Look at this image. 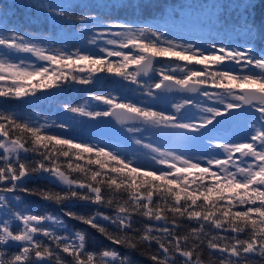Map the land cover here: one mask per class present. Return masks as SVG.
Masks as SVG:
<instances>
[{
	"label": "snow or ice",
	"instance_id": "snow-or-ice-1",
	"mask_svg": "<svg viewBox=\"0 0 264 264\" xmlns=\"http://www.w3.org/2000/svg\"><path fill=\"white\" fill-rule=\"evenodd\" d=\"M145 7L155 5L148 4L147 0L133 5L134 12L141 14ZM250 7L253 5H245L246 10ZM16 8L24 9L27 19V5L21 0L4 6L2 15L10 20V24L0 29V81L11 83L0 86V97H35L38 90L60 87L59 82L68 79L87 85L93 82L91 74L102 72L130 79L135 84L140 72L147 75L152 70L154 58H167L185 65H202L204 70L189 69L186 72L178 63L170 72L162 70V79L154 86L149 85L146 94L159 99L156 90H171L173 86L190 92L197 91V85L220 90L201 92L215 106H200L202 115L198 122H192L196 117L183 121L176 114L184 105L196 106L187 99L183 105L176 106L173 114L101 95H94L91 99L108 105V110L92 112L68 105L64 106L65 110L91 119L113 115L121 122L139 119L190 134L186 137L190 140L204 133H214L218 125L228 124L243 127L242 136L246 138L214 145L223 150V158L162 150L136 139L135 144L147 150L154 164L163 166L145 170L139 164L134 166V162L120 152L106 150L105 145L82 140L73 142L72 138L62 137L60 133L47 134L45 124L37 126L18 122L15 117L0 111V264H65L62 254L71 257V264H94V254L86 249L83 231H76L74 240L68 235L57 234L51 225L67 228L66 221L51 214L29 212L18 193L36 196L58 206L70 202L114 206L113 215L97 211L85 216L62 209L64 216L89 226L117 246L99 253L103 264H132L130 257L121 255L118 248L136 252L140 245L151 249L153 244L157 246L156 250L147 254L152 264H176L177 255L183 258L181 264H200L196 249L205 243L204 238H207V248L215 264H264V53L257 55L254 46L255 40L264 39V36L258 34L247 15L239 16L238 25L230 27H242L251 43L233 47L213 41L206 51L190 43L180 44L167 39L162 32L150 27L133 28L129 23L116 21L104 24L101 17L92 14L74 16L64 10L55 13L67 23H103V29L96 32L89 43L96 45L102 40L105 45L113 46L111 50L99 47L108 58H122V63L113 64L102 57L81 54L79 50L66 53L30 42L25 33L17 30L18 22L11 19ZM130 47L140 54L130 56L122 51ZM20 53L31 54L38 61L55 66L54 70L49 75L47 66L37 67L24 60L12 59ZM227 64L240 66L241 74L234 75L218 67L215 71H208L211 66ZM132 65L139 71L129 76L125 70ZM249 68L259 70V74H245ZM65 69L89 75L71 76V72L65 73ZM177 69L185 75L177 78L173 75ZM56 127L68 129L64 123H58ZM127 130L130 133L141 131L132 127ZM208 141L210 143L211 139ZM85 154H88L87 164L96 165L99 170L72 162L73 158L76 161L84 159ZM29 156L32 157L30 160ZM65 169L81 174L82 178H70ZM33 178L47 180L62 188L40 190L25 187ZM105 190L112 192L113 198L105 199ZM121 191L127 194L123 202L116 198ZM167 213L172 214L171 223ZM136 216L151 223L138 228L134 222ZM177 218L196 222L197 226L190 229L191 246L188 245L189 236L178 233L180 224ZM13 225H16L15 230ZM206 225L215 231H206ZM244 234L247 238H242ZM37 237L46 238L48 242ZM11 245H19L20 250L9 257L5 247Z\"/></svg>",
	"mask_w": 264,
	"mask_h": 264
},
{
	"label": "trees",
	"instance_id": "trees-1",
	"mask_svg": "<svg viewBox=\"0 0 264 264\" xmlns=\"http://www.w3.org/2000/svg\"><path fill=\"white\" fill-rule=\"evenodd\" d=\"M72 1L73 0H21V2L27 5V19L25 18L26 16L25 10L20 8L14 9L15 15L9 13V16L12 15L11 19L13 21L18 22L19 27L17 30L21 33H25L27 38L30 40V42L37 44L40 47L46 49H53V50L61 49L66 53H71L79 50L81 54H90V55H94L97 58L102 57L109 60L111 63L116 64V63H121L119 59H117L116 57H111V58L106 57L101 52L97 51L99 50L98 48L97 49L91 48L90 46H86L85 44L84 47L79 46L77 39L81 29L87 28L88 30H90V28H92L93 31L96 29L97 31H100L103 29V23L107 24L112 21H116V22L129 23L133 28L150 27L153 30L161 32L162 26L155 25L154 22L161 21V16L166 13L164 10L171 11L172 9L175 8L179 9L184 6L181 0H147L148 4L155 5V7H145L142 9V14H141L140 12H134L133 5L137 2H141L143 4L145 3V0H125L121 6H117V7L110 6L109 8L110 12L99 10V8L96 5L72 3ZM16 2H20V0H0V29L6 28L10 24L9 19L3 18L2 14H3L4 6H8ZM246 4H252L253 7H250L246 10L245 9ZM234 5L235 7L232 8H228V6L218 8L217 16H215L213 19H210L211 21L208 20L211 22V25L207 29V32L203 33V36L208 38L207 41H212L213 39H216L218 36L221 35L220 37H222V39H220V42L222 44H230L231 39H229V37L231 36L234 37V41H233L234 45L236 44L244 45L246 43H251L248 34L243 30L242 27L239 26L230 27V25H238L239 16H242L244 14L247 15L248 21L256 27L258 34L260 36H264V0H235ZM60 10L72 12L74 16H79L81 13L85 15L88 14L98 15L103 19V23L99 21L97 25L91 22H89L87 25H81L78 21L67 23L55 15V13ZM93 31H85L82 33L83 36L88 39L87 41L90 40L89 37L91 36V32ZM164 36L165 38H167L166 35ZM244 38H246V40H243ZM208 44L210 43L208 42L207 45ZM254 46L257 49L256 52L257 55H259L260 53H264V39H260V38L256 39ZM12 59L24 60L26 64H34L37 67L42 65L47 66L50 69L54 67L53 65H50L45 61H38L36 57L32 56L31 54L20 53L16 56H13ZM130 67H128L129 69L127 68V70H125L126 74L132 73ZM216 68L217 67L211 66L208 68V71L209 72L215 71ZM222 70H227V68L223 67ZM68 72H71V76H77V77H86L89 75L88 73H79L73 70H68ZM231 72L234 75L241 74L240 66L238 67V69ZM248 73L259 74L254 68L252 72L251 71L245 72V74ZM99 74H103L105 78L102 79L101 81H96L92 76L93 82L87 85H81L75 83L71 79L62 81L64 82L63 89L59 92H65L66 94H64L61 97H58L54 94L52 98L35 100V97L40 95L39 92H37L36 96L32 98L26 97L22 99H16V98L6 99L0 97V111L4 112L7 115L15 117L18 120V122H27L38 126L41 124L40 118L35 119L33 113H35V111H38V113L44 115L45 114L44 111L48 110V109H44L46 108L45 106L53 110L56 109L55 112L57 113H60V111L62 113V112H67L64 107L65 105L72 107H83L84 101L87 98H91L94 95L107 96V93L109 95L108 90H110L112 94H116L113 93L114 92V88L112 86L113 83L110 80L106 79L107 77H109V75H113V74H109L106 72H102ZM113 97H115V95ZM96 110L98 111L100 110V108H97ZM58 123L61 122L54 121L53 127L45 128L44 132L47 134L60 133L62 137L72 138L73 142H79L82 140L84 142L96 144V142L90 136H88L87 133L85 134L82 133L83 127H78L80 125L79 123L70 124L76 126V127H72L70 125H67L66 122H64V124L68 127V129L66 130H61L57 128L56 124ZM105 146H106V150L110 149L114 152L118 151L127 159L132 160L134 162V166L135 164H139L145 170L151 167H159L156 165L151 166L150 164L144 161H138V157L136 155L137 151H135L134 149L128 148L126 149V151H124L120 149V144L117 145L112 142H109ZM115 147L116 148L118 147V149H116ZM215 155L216 154L214 153V156ZM31 158H32L31 156L28 157L29 160ZM87 158H88V154H85L84 159L80 161H76L73 158L72 162L74 164L79 163L83 167L88 169L99 170L98 166L96 165H88L86 162ZM63 160L64 158L62 157L61 161ZM65 171L66 174L70 176V178L81 177V174L79 173H72L70 170L67 169H65ZM25 187L30 189H40V190H45V189L61 190L62 188V186L50 184L49 181L40 178L30 179L25 184ZM18 194L22 196L24 201L23 206L26 207L29 212L37 215L51 214L54 216H59L60 218L66 221L67 228H62L58 230L57 234L68 235L72 239V236H75L76 231H83L86 234V249L87 251L94 254V264H103V258L100 257L99 255V253L102 250L106 248L117 247L116 245H112L110 241H108L105 237L100 235L94 229H91L89 226H86L83 223H80L73 219H69L68 217L64 216L62 211V209L69 210L72 211L73 213H76L77 215H85V216L94 214L97 211L101 213L113 215L114 206L112 208L101 207L83 202H70L58 206L55 203L46 202L40 198H37L36 196L24 195L22 193H18ZM104 195H105V199L113 198V193L107 190H105ZM116 198H118L121 202H123V200L127 199V194L121 191L120 193L116 194ZM156 199L157 197L154 195V200ZM167 215L169 216L171 223L172 214L167 213ZM177 220L178 223L180 224V227L177 229L178 233L182 236L188 235L189 236L188 245L191 246L192 239H191L190 229L192 227L197 226L196 222L188 221L185 218H177ZM134 222L136 227L138 228H143L145 224L151 223L150 221H147L146 218L140 216H136L134 218ZM101 223L104 222L101 221ZM108 227L111 230L115 231V229L112 228L111 225H108ZM206 231L214 232L215 230L211 229L210 226L206 225ZM242 238H247V234H244ZM37 239L44 240L45 243L48 242L47 239L43 237H37ZM204 239H205V243L196 249V256L199 257L200 264H215V259L213 256H210V250L207 248V238ZM156 247L157 246L153 244L151 249H147L143 245H140L139 251L136 252H128V250L124 248H118V251H120L121 255H128L132 261V264H152V262L147 258V254L149 252L155 251ZM19 250H20L19 245H12L10 247H5V252L9 257L18 253ZM141 252L145 253V255H141L140 254ZM62 255L65 264H71V257H68L66 254H62ZM196 256H194V260ZM182 259L183 258H180L177 255L176 264H181ZM256 259L259 260V257H257Z\"/></svg>",
	"mask_w": 264,
	"mask_h": 264
},
{
	"label": "rangeland",
	"instance_id": "rangeland-1",
	"mask_svg": "<svg viewBox=\"0 0 264 264\" xmlns=\"http://www.w3.org/2000/svg\"><path fill=\"white\" fill-rule=\"evenodd\" d=\"M124 1L125 0H73L72 3L96 5L99 8V10L110 12V9H109L110 6L111 7L121 6ZM181 1H182V4L184 5L182 8H179V9L175 8V9H172L171 11L170 10H164L166 13L161 16V21L160 22H154V23H155V25H161L162 26L161 32L164 35H166L168 39L174 40L180 44H189V43L192 44L191 39H189V40L186 39L187 33H189L190 31H194L195 33H199L201 38L196 37L197 41H198L196 43V46L198 48L205 50L206 48H203V45H206V46H208V45L204 43V40L202 39V34L200 31L205 32L204 30L209 28V26L211 25L210 19H213L215 16H217L218 8H222V7H226V6H228V8L235 7V5H234L235 0H198V1L197 0H181ZM58 3H60V2H58ZM240 10H241V7H240ZM208 20H210V21H208ZM154 21H156V20H154ZM97 24H98V22L95 23V25H97ZM85 31H93V30H92V28H90V30L85 28V29H82L80 31V34L78 35V39H77L79 46L84 47V44H85L86 46H90L91 48H96V49L97 48L99 49V47H106L109 50L112 49L113 46L105 45L102 40L98 41V43L96 45L90 44L89 41H87L88 39L85 38L82 34ZM95 31H97V29L94 30L93 32H91V36L89 37V39H92L95 37V35H96ZM68 37H71V36H68ZM106 38H110V37H105V39ZM229 39H231V41H234L233 36L229 37ZM243 40H246V38H244ZM235 46H237V44L234 45V47ZM97 51L100 52L99 50H97ZM122 51L125 54L130 55V56L140 54L138 51H136L135 49H133L131 47L128 49H122ZM206 51H208V50L206 49ZM102 54L106 56L105 53H102ZM119 60L121 63L123 62L122 58H119ZM159 61L160 62L153 64V68H152L155 70V72L153 70L154 74L158 72L157 75H160L162 70L163 71H171V68L176 67V65L178 63L180 64L181 67H185L186 72L189 69L197 70V71L204 70V66H202V65H196V64H194V66H193V64L185 65L182 62H177L175 60H169L167 58H161V60H159ZM42 66H44V65H42ZM237 66L238 65H235L234 67H237ZM54 67H52V69L49 68L50 69L49 75H51V72H52V70H54ZM213 67H218L220 69L221 68L223 69V67H226V66L225 65H217V66H213ZM65 73H68V69H65ZM132 73H133V71H132ZM178 73L180 75H178ZM128 75L130 76V74H128ZM174 75L179 78L181 76H184L185 73L181 74V72L177 69V71L174 73ZM92 76L96 81H101L102 79L105 78V76L103 74H99V73L92 74ZM106 79L110 80L113 83V85L112 84L111 85L114 88V92L115 93L117 92L119 94L118 95L119 97H122L125 99H129L128 97H131V98H133L132 101L138 100V95H139L138 90L140 89L139 83L134 84L131 82L130 79L126 80L123 77H118V76H115L114 74L109 75V77H107ZM10 83L11 82L8 80L0 81V86L10 85ZM33 83H35V81H33ZM59 83H60V87L52 88V89H46V91L38 90L37 92H39V94H41L42 91L43 92L49 91L51 93H54L56 96L61 97L66 93L65 92H59L63 89L64 82L60 81ZM155 83H157V82H153V84H155ZM205 91H220V90L212 89V88H209V89L206 88ZM198 92L196 94L193 93L194 95H192V92H191L190 95H192L193 98L187 99V100L191 101L192 104H194L196 106L193 107L192 105H184L183 107L180 108V112H179L180 115H183V117H188L190 119H192L193 117H196L197 118L196 120H198V117L200 115H202V113L200 112V106H215V105H212L210 101L206 100V98H204L200 93L198 94ZM68 97H70V96H68ZM30 98H32V97H30ZM153 100H156V99L153 98ZM148 101H149V99H148ZM157 101L159 103L158 106H160L164 110L165 109L170 110L172 107L175 108V110L173 109L172 111H176L177 105H183L184 104V100L180 101V103L177 104V102L173 103V102H171L170 99L165 98L164 95H162L160 100H157ZM201 101H203V105H201ZM126 103H128V101H126ZM137 106H138V104H137ZM45 107L46 108H44V109H48V110L44 111V113H45L44 115H41L40 113H38V111H35V113H33L35 119L40 118L41 124H45L48 127H53L54 121H58L61 123L66 122L67 125H70L72 123H79L80 125L78 127H83L82 133L83 134L87 133V135L90 136L96 143L106 145L112 141L114 144H117V145L120 144L121 150H125L128 148L134 149L135 151H137L136 155L138 157V161L147 162L151 166H155L154 162L149 158V156L147 154V150H145L142 147L137 146L135 144L134 141L136 139H140L144 143H151L154 146L160 147L162 150H167L165 148L166 145L164 144V142L165 143L176 142L177 145L175 147L173 146V148H171L169 150H173V151H176L178 153L183 152V153L188 154V155H195V154H190V152L194 151L193 149H195L197 151L196 154H203L205 156H208V155H212V153H215L216 154L215 156L223 158V156H224L223 150L214 147V145L226 142L228 140L244 139L245 138L242 136L243 131H244L243 127L236 128V127L229 126L228 124L218 125L216 131L218 132L219 129L225 128V129H227L230 136L226 137L223 135H221V136L219 135L220 137L217 141L211 140V142L209 143L208 140L210 138L207 135L210 133H204V134L196 137L195 139L190 140V139H186V137H188L190 134L176 132L175 130H173L171 128H166L163 125H153V124H149V123H147L146 125H135V124L126 125V126L122 125V127L121 126L116 127V126L109 125V124L107 126H105L103 124L97 125L98 124L97 121L99 118L91 119L89 117H81L78 114H71L69 112H62L61 113V111H60V113H57V112H55L56 109L53 110L51 108H47V106H45ZM94 107H95V109L90 110V108H94ZM84 108L86 111L94 112V111H97L96 108H100L102 110H107L109 108V106L103 104L102 102L94 101V102H88ZM250 111L251 110L249 109V112ZM253 115H259V114L253 113ZM70 126L76 127L75 125H70ZM126 127H128V128H130V127L140 128L141 131L130 133L127 130L128 128H126ZM248 131H251V129L249 128ZM108 136H109V138H108ZM189 147H190V149H189ZM186 149H189V150H186ZM0 154H2V150H0ZM123 154H126V153H123ZM159 167H163V166H159ZM0 219H2V217H0ZM45 226L48 227L49 225L46 224ZM15 227H16V225H13V230L15 229ZM51 228L56 233L58 230L62 229V228H59L55 225H51ZM72 239L74 240L75 236H72ZM7 247H10V246H7Z\"/></svg>",
	"mask_w": 264,
	"mask_h": 264
},
{
	"label": "flooded vegetation",
	"instance_id": "flooded-vegetation-1",
	"mask_svg": "<svg viewBox=\"0 0 264 264\" xmlns=\"http://www.w3.org/2000/svg\"><path fill=\"white\" fill-rule=\"evenodd\" d=\"M194 46H196V45H194ZM154 72H155V70H154ZM154 72H153V79L151 78L150 80H148V81H140V83L141 84H139L140 85V89L138 90V93H139V95H138V107H142V108H147V109H150V110H152V111H163V112H165L166 114H173V113H176V111H172L173 109L175 110V108H171L170 110H167V109H163V108H161L160 106H158V101L157 100H160V98L162 97V96H160V98L159 99H156V100H153V98L152 97H149L146 93H147V91L146 92H144V87L145 88H147L148 89V86L149 85H152V86H154V84H153V82H160V80L162 79V75L160 74V75H157L158 74V72L157 73H155L154 74ZM170 72V71H169ZM182 74V73H181ZM173 75H174V73H173ZM176 75V74H175ZM178 75H180L179 73H178ZM178 78V77H177ZM141 85H143V87H141ZM198 86H201V87H203V85H198ZM205 87V86H204ZM207 87H205V88H199V89H197V91L196 92H194L195 94L198 92V94L200 93L201 94V92H203V91H205V89H206ZM191 94V93H190ZM190 94H187V95H185V96H183V95H170V97H169V95H167L166 96V94H163L164 96H165V98H167V99H170L171 100V102H177V104L178 103H180V101H182V100H185V99H190V98H193L192 97V95H194L193 93H192V95H190ZM144 98H147V103H145L144 102ZM148 99H149V101H148ZM123 102H125V100L124 99H121ZM154 101V102H153ZM168 108V107H167ZM108 110V109H107ZM178 116H181V120H183V121H187V120H190V118H188V117H183V115H180L179 113H176ZM258 114V113H257ZM192 122H198V120H193ZM213 134V135H212ZM218 132L216 131V130H214V133H210V134H208L207 136L211 139V140H213V141H217V137H218ZM164 144L166 145V149L167 150H169V149H171V148H173V146L175 147L177 144H176V142H171V143H165L164 142ZM189 149H190V147H189ZM189 149H186V150H189ZM194 151H192V152H190V154H196L197 153V151L195 150V149H193ZM214 153H212V155H213Z\"/></svg>",
	"mask_w": 264,
	"mask_h": 264
},
{
	"label": "water",
	"instance_id": "water-1",
	"mask_svg": "<svg viewBox=\"0 0 264 264\" xmlns=\"http://www.w3.org/2000/svg\"><path fill=\"white\" fill-rule=\"evenodd\" d=\"M159 61V58H154L153 59V64L157 63ZM132 69L136 72H138V68L137 66L133 65L132 66ZM152 75V72L151 70L148 72L147 75H145L144 73L140 72L136 79L137 80H140V79H147V78H150ZM191 86V85H190ZM197 89L199 88H202L201 86H196ZM168 94V95H187V94H190L191 92L190 91H186V90H180L177 86H173L171 90H167V89H164V90H156V94ZM194 93V92H192ZM52 97V94L51 92H44L42 93L41 95L35 97V100H43L45 98H51ZM100 122L102 123H106V124H109V125H113V126H122V125H128V124H135V125H146L147 123H144L143 121L139 120V119H136V120H127L125 122H121L120 120H118L116 118L115 115H113L112 117H104V118H101Z\"/></svg>",
	"mask_w": 264,
	"mask_h": 264
},
{
	"label": "bare ground",
	"instance_id": "bare-ground-1",
	"mask_svg": "<svg viewBox=\"0 0 264 264\" xmlns=\"http://www.w3.org/2000/svg\"><path fill=\"white\" fill-rule=\"evenodd\" d=\"M209 89V88H208ZM103 126V125H102ZM109 127V126H108ZM122 127V126H121ZM126 128H128V127H126ZM120 129V128H119ZM75 132V131H74ZM95 135V134H94ZM213 135V134H212ZM218 135V134H217ZM101 136V135H100ZM108 138H109V136H108ZM123 146V145H122ZM116 148V147H115ZM122 148V147H121ZM126 148V147H125ZM116 149H118V147L116 148ZM124 151H126V149L124 150ZM134 158V157H133ZM135 160V159H134ZM143 160V159H142Z\"/></svg>",
	"mask_w": 264,
	"mask_h": 264
}]
</instances>
